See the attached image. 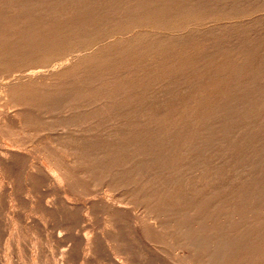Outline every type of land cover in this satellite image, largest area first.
Masks as SVG:
<instances>
[{
    "label": "rangeland",
    "instance_id": "374dc122",
    "mask_svg": "<svg viewBox=\"0 0 264 264\" xmlns=\"http://www.w3.org/2000/svg\"><path fill=\"white\" fill-rule=\"evenodd\" d=\"M0 61V97L15 104L0 105V264H264V0H0ZM77 116L91 140L72 165L9 127ZM112 123L123 162L80 175L84 160L116 156ZM216 244L228 259L208 254Z\"/></svg>",
    "mask_w": 264,
    "mask_h": 264
},
{
    "label": "bare ground",
    "instance_id": "6f19581e",
    "mask_svg": "<svg viewBox=\"0 0 264 264\" xmlns=\"http://www.w3.org/2000/svg\"><path fill=\"white\" fill-rule=\"evenodd\" d=\"M57 1V0H56ZM92 1H94V2H99V1H101V0H92ZM136 1V0H135ZM141 1V0H140ZM168 1V0H167ZM175 1V0H174ZM13 3V2H12ZM54 3V2H53ZM63 3H64V1H63ZM68 3V2H67ZM137 3V2H136ZM173 3V2H172ZM171 3V4H172ZM35 4V3H34ZM15 5H16V3H15ZM173 5V4H172ZM121 6V5H120ZM141 6V5H140ZM146 6V5H145ZM98 7H99V5H98ZM172 7V6H171ZM64 9V8H63ZM63 9H61L60 11H61V13H62V11H63ZM131 9V8H130ZM141 9V8H140ZM149 9H151V8H149ZM73 10V9H72ZM86 10V9H85ZM97 10V9H96ZM138 10V9H137ZM154 10V9H153ZM158 10V9H157ZM169 10V9H168ZM83 11V10H82ZM81 11V12H82ZM17 12V11H16ZM65 12V11H64ZM147 12V11H146ZM156 12H158V11H156ZM83 13V12H82ZM92 13V12H91ZM162 13V12H161ZM68 14V13H67ZM54 15H57V12H55L54 13ZM69 15V14H68ZM132 15V14H131ZM137 15H138V13H137ZM33 16V15H32ZM37 15H35V17H36ZM67 16V15H66ZM142 16V15H141ZM165 16V15H164ZM93 17V16H92ZM179 17V16H178ZM34 18V17H33ZM69 18V17H68ZM181 18V17H180ZM14 19V18H13ZM79 19V18H78ZM108 19V18H107ZM178 19V18H177ZM44 20V19H43ZM43 20H42V22H43ZM48 20V19H47ZM70 20V19H69ZM99 20V19H98ZM135 20V19H134ZM9 21H12L11 19L9 20ZM72 21V20H71ZM70 21V22H71ZM80 22H81V20H80ZM82 22H83V20H82ZM7 23V22H6ZM22 23V22H21ZM32 23V22H31ZM35 23V20H34V22H33V24ZM59 24H60V22H59ZM142 24V23H141ZM149 24H151V23H149ZM29 25V24H28ZM75 25V24H74ZM140 25V24H139ZM23 26V25H22ZM35 26V25H34ZM102 26H103V24H102ZM146 26V25H145ZM148 26V25H147ZM146 26V27H147ZM7 27V26H6ZM10 27H13V24H12V26H10ZM9 27V28H10ZM56 27V26H55ZM151 27H152V25H151ZM8 28V27H7ZM36 28V27H35ZM78 28V27H77ZM82 29V28H81ZM85 29V28H84ZM46 30V29H45ZM52 30V29H51ZM86 30V29H85ZM5 31V30H4ZM8 31V30H7ZM39 31V30H38ZM47 31V30H46ZM81 31V30H80ZM14 32V31H13ZM16 32V31H15ZM34 32V31H33ZM24 33V32H23ZM16 34V33H15ZM86 34V33H85ZM38 35V34H37ZM45 35H46V32H45ZM56 35V34H55ZM20 37V36H19ZM22 37V36H21ZM24 37V36H23ZM90 37H92V36H90ZM89 37V38H90ZM8 38V37H7ZM88 38V37H87ZM14 39V38H13ZM86 39V38H85ZM145 40V39H144ZM119 41V40H118ZM129 41H131V40H129ZM11 43V42H10ZM31 43H32V40H31ZM108 43V42H107ZM135 43V42H134ZM38 44V43H37ZM36 44V45H37ZM136 44V43H135ZM43 45V44H42ZM45 45V44H44ZM51 45V44H50ZM54 45V44H53ZM57 45V44H56ZM11 46V45H10ZM14 46H15V44H14ZM72 46V45H71ZM75 47H76V45H74ZM119 46V45H118ZM179 46V45H178ZM100 47V46H99ZM136 47V46H135ZM172 47V46H171ZM58 48V47H57ZM103 48V47H102ZM140 48V47H139ZM176 48V47H175ZM43 49V48H42ZM63 49V48H62ZM76 49H79V46H77L76 47ZM104 49V48H103ZM179 49H181V48H179ZM13 50V49H12ZM20 50V49H19ZM32 50V49H31ZM34 50V49H33ZM50 50V49H49ZM64 50V49H63ZM91 49H89V51H90ZM43 51V50H42ZM51 51V50H50ZM182 51V50H181ZM20 52V51H19ZM63 52V51H62ZM108 52V51H107ZM117 52V51H116ZM12 53H13V51H12ZM17 53V52H16ZM80 53V52H79ZM124 53V52H123ZM21 54V53H20ZM23 54H24V52H23ZM38 54V53H37ZM49 54V53H48ZM91 54V53H90ZM89 54V55H90ZM118 54V53H117ZM139 54H140V52H139ZM245 54V53H244ZM262 54V53H261ZM47 55V54H46ZM77 55V54H76ZM80 55V54H79ZM86 55V54H85ZM84 55V56H85ZM88 55V56H89ZM97 55V54H96ZM102 55V54H101ZM9 56V55H8ZM21 56V55H20ZM73 56V55H72ZM82 56V55H81ZM109 56V55H108ZM117 56V55H116ZM130 56V55H129ZM138 56V55H137ZM245 56H246V54H245ZM39 57H41V55L39 56ZM49 57V56H48ZM80 57V56H79ZM134 57H136V56H134ZM140 57H141V55H140ZM215 57V56H214ZM227 57V56H226ZM17 58V57H16ZM19 58V57H18ZM42 58V57H41ZM57 58V57H56ZM78 58V57H77ZM98 58H100V56L98 57ZM104 58V57H103ZM108 58V57H107ZM130 58V57H129ZM132 58V57H131ZM157 58V57H156ZM248 58H249V56H248ZM21 59V58H20ZM43 59V58H42ZM66 59V58H65ZM95 59V58H94ZM136 59H137V57H136ZM161 59H162V57H161ZM160 59V60H161ZM59 60V59H58ZM71 60V59H70ZM90 60V59H89ZM159 60V59H158ZM178 60V59H177ZM249 60V59H248ZM258 60V59H257ZM18 61V60H17ZM16 61V62H17ZM52 61V60H51ZM50 61V62H51ZM66 61V60H65ZM132 61V60H131ZM149 61H151V60H149ZM226 61V60H225ZM228 61H231V60H228ZM55 62V61H54ZM71 62V61H70ZM96 62V61H95ZM191 62V61H190ZM245 62V61H244ZM78 63V62H77ZM76 63V64H77ZM81 63V62H80ZM80 63H79V65H80ZM86 63V62H85ZM1 64H4L2 61H0V65ZM48 64V63H47ZM56 64V63H55ZM71 64H74V63H71ZM83 64V63H82ZM81 64V65H82ZM132 64V63H131ZM134 64V63H133ZM138 64H139V62H138ZM5 65H7V64H5ZM42 65V64H41ZM85 65V64H84ZM97 65V64H96ZM126 65H127V62H126ZM192 65V64H191ZM243 65V64H242ZM245 65V64H244ZM26 66H28L27 65V63H25V61H23V62H20L19 64H17V65H15L14 67H11V68H9L8 70H7V72H8V74H9V72L10 73H12V74H19L20 73V71L22 70V69H24V68H26ZM72 66V65H71ZM185 66V65H184ZM217 67H218V65H216ZM53 67V66H52ZM78 67V66H77ZM101 67V66H100ZM225 67V66H224ZM243 67V66H242ZM83 68V67H82ZM85 68V67H84ZM83 68V69H84ZM181 68V67H180ZM183 68V67H182ZM185 68V67H184ZM194 68H196V67H194ZM206 68V67H205ZM220 68V67H219ZM245 68V67H244ZM6 69V68H5ZM36 69V68H35ZM130 69V68H129ZM43 70V69H42ZM53 70V69H52ZM60 70H62V69H60ZM64 70V69H63ZM77 70H79L78 68H77ZM86 70V69H85ZM128 70V69H127ZM246 70V69H245ZM32 71H33V69H32ZM35 71V70H34ZM50 71V70H49ZM56 71V70H55ZM66 71V70H65ZM74 71V70H73ZM96 71V70H95ZM123 71V70H122ZM135 71V70H134ZM250 71V70H249ZM21 72H23V71H21ZM38 72V71H37ZM59 72V71H58ZM77 72V71H76ZM119 72V71H118ZM124 72H125V70H124ZM132 72H133V70H132ZM175 72V71H174ZM78 73V72H77ZM76 73V74H77ZM83 73V72H82ZM52 74V73H51ZM73 74V73H72ZM117 74V73H116ZM119 74V73H118ZM125 74V73H124ZM231 74V73H230ZM4 75V74H3ZM22 75V74H21ZM26 75V74H25ZM37 75V74H36ZM46 75V74H45ZM61 75V74H60ZM82 75V74H81ZM89 75V74H88ZM87 75V76H88ZM234 75V74H233ZM11 76V75H10ZM68 76H70V75H68ZM79 76V75H78ZM105 76V75H104ZM115 76V75H114ZM130 76V75H129ZM232 76V75H231ZM241 76V75H240ZM257 76H259V75H257ZM1 77H2V75H1ZM14 77V76H13ZM37 77V76H36ZM40 77V76H39ZM50 77V76H49ZM56 77V76H55ZM67 77V76H66ZM131 77V76H130ZM235 77H236V75H235ZM4 78V77H3ZM27 78V77H26ZM59 78V77H58ZM73 78V77H72ZM76 78V77H75ZM87 78V77H86ZM115 78V77H114ZM113 78V79H114ZM124 78H126V77H124ZM240 78V77H239ZM32 79V78H31ZM80 79V78H79ZM116 79H118V77L116 78ZM121 79V78H120ZM120 79H118V80H120ZM132 79H134V78H132ZM206 79V78H205ZM7 80V79H6ZM25 80V79H24ZM37 80V79H36ZM106 80V79H105ZM11 81V80H10ZM26 81V80H25ZM42 81V80H41ZM75 81V80H74ZM78 81V80H77ZM86 81V80H85ZM123 81V80H122ZM131 81V80H130ZM129 81V82H130ZM195 81V80H194ZM1 82H2V80H1ZM15 82V81H14ZM20 82V81H19ZM32 82V81H31ZM82 82V81H81ZM80 82V83H81ZM84 82V81H83ZM116 82H117V80H116ZM121 82V81H120ZM29 83V82H28ZM38 83V82H37ZM40 83V82H39ZM43 83V82H42ZM77 83V82H76ZM21 84H23V83H21ZM32 84H33V82H32ZM83 84V83H82ZM117 84V83H116ZM160 84V83H159ZM214 84V83H213ZM213 84H212V86H213ZM216 84V83H215ZM222 84V83H221ZM13 85V84H12ZM30 85V84H29ZM38 85V84H37ZM59 85V84H58ZM70 85V84H69ZM143 85V84H142ZM3 86V85H2ZM1 86V87H2ZM26 86V85H25ZM28 86V85H27ZM114 86V85H113ZM211 86V87H212ZM17 87V86H16ZM35 88H36V86H34ZM55 89H56V87H54ZM62 88V87H61ZM71 88V87H70ZM134 88V87H133ZM37 89V88H36ZM39 89V88H38ZM65 89V88H64ZM136 89V88H135ZM196 89V88H195ZM210 89V88H209ZM220 89V88H219ZM12 90H13V88H12ZM19 90V89H18ZM30 90V89H29ZM53 91H55L54 89H52ZM76 90H78V89H76ZM160 90V89H159ZM178 90H179V87H178ZM183 90V89H182ZM23 91V90H22ZM21 91V92H22ZM42 91H44V90H42ZM46 91V90H45ZM125 91V90H124ZM177 91V90H176ZM184 91H185V89H184ZM183 91V92H184ZM196 91V90H195ZM18 92V91H17ZM223 92V91H222ZM227 92V91H226ZM19 93V92H18ZM69 93V92H68ZM109 93H111V92H109ZM168 93V92H167ZM198 93H199V91H198ZM221 93V92H220ZM12 94V93H11ZM27 94V93H26ZM25 94V95H26ZM30 94V93H29ZM227 94V93H226ZM28 95V94H27ZM126 95V94H125ZM133 95V94H132ZM155 95V94H154ZM198 95V94H197ZM23 96V95H22ZM32 96H34L33 94H32ZM134 96V95H133ZM34 97H36V96H34ZM44 97H45V95H44ZM71 97V96H70ZM69 97V98H70ZM74 97V96H73ZM88 97V96H87ZM122 97V96H121ZM126 97V96H125ZM128 97V96H127ZM0 98H2V97H0ZM16 98V97H15ZM20 98V97H19ZM54 98V97H53ZM76 98V97H75ZM81 98V97H80ZM199 98H200V95H199ZM206 98V97H205ZM170 99V98H169ZM192 99V98H191ZM196 99V98H195ZM194 99V100H195ZM210 99V98H209ZM217 99V98H216ZM78 100V99H77ZM81 100V99H80ZM8 101H10V99H8V97H6V98H2L1 100H0V102H2V103H0V105H1V108L2 107H4V108H6V109H11V108H14L15 107V104H14V102L13 103H9ZM64 101H66V100H64ZM11 102V101H10ZM178 102V101H177ZM184 102V101H183ZM42 103V102H41ZM54 103V102H53ZM180 103V102H179ZM175 104H177L176 102H175ZM182 104V103H181ZM45 105V104H44ZM56 105H58V104H56ZM139 105V104H138ZM179 105V104H178ZM177 105V106H178ZM21 106V105H20ZM43 106V105H42ZM46 106V105H45ZM65 106V105H64ZM71 106V105H70ZM68 107L69 109L71 108V107ZM166 106V105H165ZM58 107V106H57ZM144 107V106H143ZM157 107V106H156ZM236 107V106H235ZM1 108H0V110H1ZM46 108H47V106H46ZM64 108V107H63ZM82 108H84V107H81V109ZM148 108V107H147ZM149 108H152V107H149ZM38 109V108H37ZM36 109V110H37ZM75 109V108H74ZM164 109H166V108H164ZM51 110V109H50ZM213 110V109H212ZM264 110V109H263ZM8 111V110H7ZM65 111V110H64ZM67 111V110H66ZM70 111V110H69ZM109 111H110V109H109ZM113 111V110H112ZM152 111V110H151ZM214 111V110H213ZM250 111V110H249ZM38 112V111H37ZM93 112V111H92ZM146 112V111H145ZM36 113V112H35ZM41 113V112H40ZM110 113V112H109ZM193 113V112H192ZM250 113V112H249ZM49 114V113H48ZM52 114V113H51ZM78 114V113H77ZM190 114V113H189ZM15 115V114H14ZM13 115V116H14ZM30 115V114H29ZM34 115V114H33ZM188 115V114H187ZM225 115V114H224ZM257 115V114H256ZM259 115V114H258ZM193 116V115H192ZM204 116V115H203ZM6 117V116H5ZM4 117V118H5ZM110 117V116H109ZM219 117V116H218ZM4 118H3V120H4ZM8 118V117H7ZM7 118H5V121H8L7 123H9V120H7ZM13 118H15V117H13ZM31 118V117H30ZM114 118V117H113ZM194 118V117H193ZM260 118V117H259ZM38 119V118H37ZM87 119V118H86ZM210 118H208V120H209ZM218 119V118H217ZM246 119V118H245ZM2 120V121H3ZM18 120H19V118H18ZM219 120V119H218ZM262 120V119H261ZM4 121V122H5ZM20 121H21V119H20ZM20 121H17V122H13V124H10L9 125V127L11 126V129H13V131L15 132V137H16V140H15V142L17 141V140H20L23 144H31V146L33 145V146H36V147H38V148H40L41 150H55L56 151V154H59V152H60V150H63L64 152H68V153H70V157H71V165H72V163L73 162H75V161H77V160H79V158L77 157V156H79L78 154H81V153H83L86 149H84L83 148V146L84 145H82L83 144V142L85 143V142H87L88 141V138L90 139L91 137H89V135L86 137L85 136V133L86 132H89V130H90V128H91V125H90V128L89 127H87V126H85V124H87V122L85 121V120H80V118L77 116L76 118H68V119H66V120H60V121H58V120H56L55 122H53L52 124H47V123H45V122H39V121H37V123H36V128L35 129H32L31 127H29V125L28 124H25V123H22V122H20ZM36 121V120H35ZM53 121V120H52ZM213 121V120H212ZM3 122V123H4ZM12 122V121H11ZM26 122V121H25ZM96 122V121H95ZM112 122V121H111ZM216 122V121H215ZM0 123H1V121H0ZM202 123V122H201ZM207 123V122H206ZM5 124V123H4ZM96 124V123H95ZM94 124V125H95ZM119 124V123H118ZM2 125V124H1ZM176 125H177V123H176ZM214 125V124H213ZM6 126V125H5ZM99 126V125H98ZM114 126V127H113ZM116 124H114V123H112L111 125H110V129L108 128V135H111V136H113V137H116L117 138V144L116 143H110V146H112V144H113V147L115 148V151H116V156L112 159L111 158V154L110 153H112V151H109V153L107 154V155H104L105 156V158L103 157V159H98V161H94V160H84V164L83 165H80V168L77 166V168H79V169H77V171H79V173H80V175L81 174H86V173H92V171L94 170V167L95 166H99V165H101V163H102V165L103 164H107L108 162H110L111 160H113V161H115L117 164H119L120 162L122 163L123 162V159H124V154H122L123 153V148L121 147V145H122V140H123V135L122 134H120L121 133V130H118L117 128H116ZM130 126V125H129ZM189 126V125H188ZM203 126V125H202ZM208 126H210V125H208ZM113 128H115V129H113ZM185 128V127H184ZM193 128V127H192ZM197 128V127H196ZM3 129V128H2ZM10 129V128H9ZM101 129H104V128H101ZM106 129V128H105ZM154 129V128H153ZM173 129V128H172ZM1 130V129H0ZM5 130V129H4ZM33 130H37L36 132H38V133H36L35 134V131H33ZM60 131L62 132V133H60ZM92 131V130H91ZM104 131V130H103ZM52 132H54L53 134H52ZM82 132H85V133H82ZM101 132V131H100ZM119 132V133H118ZM128 132V131H127ZM131 132V131H130ZM143 132V131H142ZM3 133V131L1 132V134ZM90 133V132H89ZM92 133V132H91ZM94 133V132H93ZM92 133V134H93ZM204 134H205V132H203ZM95 134V133H94ZM136 134V133H135ZM202 134V133H201ZM200 134V135H201ZM5 135V134H4ZM6 135H7V133H6ZM35 135V137L36 138H34L33 136ZM98 135H99V133H98ZM97 134H96V136H98ZM105 135V134H104ZM128 135V134H127ZM165 135V134H164ZM203 135V134H202ZM95 136V137H96ZM137 136H139V135H137ZM136 136V137H137ZM3 137V136H2ZM151 137H154V136H151ZM205 137V136H204ZM103 138V137H102ZM142 139V138H141ZM159 139V138H158ZM160 139H161V137H160ZM164 139V138H163ZM178 139V138H177ZM91 140V139H90ZM95 140H97V139H95ZM147 140V139H146ZM176 140V139H175ZM7 141V140H6ZM169 141V140H168ZM171 141V140H170ZM200 141V140H199ZM250 141H251V139H250ZM9 142V141H8ZM11 142V141H10ZM13 142H14V139H13ZM14 142V143H15ZM19 142V141H18ZM105 142V141H104ZM5 143V142H4ZM9 144V143H8ZM20 144V143H19ZM125 144V143H124ZM264 144V143H263ZM13 145V144H12ZM14 145H16V144H14ZM13 145V146H14ZM104 145V144H103ZM165 145V144H164ZM163 145V146H164ZM169 145V144H168ZM182 145V144H181ZM106 146H108V145H106ZM123 146V145H122ZM7 147V146H6ZM10 147V146H9ZM8 147V148H9ZM168 147V146H167ZM182 147V146H181ZM196 147V146H195ZM11 148V147H10ZM37 148V149H38ZM110 148V147H109ZM141 148H143V147H141ZM141 148H137V146H134V150H133V153H132V159H134V160H137V161H134V163H138L139 162V157H142V155H143V151L141 150ZM169 148V147H168ZM178 148H180V147H178ZM190 148V147H189ZM197 148H198V146H197ZM196 148V149H197ZM13 149V148H12ZM126 149V148H125ZM51 150V151H52ZM198 150V149H197ZM196 150V151H197ZM128 151V150H127ZM195 151V150H194ZM49 152V151H48ZM48 152H46L47 154H48ZM39 153H41V152H39ZM54 153V152H53ZM52 153V155H55V154H53ZM87 153V152H86ZM98 153V152H97ZM167 153V152H166ZM202 153V152H201ZM42 154V153H41ZM44 154V153H43ZM129 154V153H128ZM152 154V153H151ZM123 155V156H122ZM162 155H164V154H162ZM260 155V154H259ZM51 155H48V156H45V157H42V158H46V157H50ZM58 155H56V157H57ZM127 156V155H126ZM125 156V157H126ZM160 156V155H159ZM166 156V155H165ZM53 157V156H52ZM61 160H62V162H64L63 161V158L65 159L66 157H64V156H58ZM81 157V156H80ZM83 157H85V156H83ZM176 157V156H175ZM187 157V156H186ZM4 158V157H3ZM7 158V157H6ZM51 158V157H50ZM59 158H58V160H59ZM67 158H69V157H67ZM8 159H10V157L8 158ZM15 159V158H14ZM53 159H54V157H53ZM52 159V160H53ZM139 159V160H138ZM198 159V158H197ZM16 160V159H15ZM18 160H19V158H18ZM57 160V161H58ZM149 160V159H148ZM247 160V159H246ZM1 161V160H0ZM49 161H51V160H49ZM57 161H55L56 163H57ZM68 161H69V159H68ZM159 161L161 162V159H160V157H159ZM185 161V160H184ZM202 161V160H201ZM9 162H11V161H9ZM18 162V161H17ZM182 162V161H181ZM13 163H14V161H13ZM20 163V162H19ZM44 163V162H43ZM54 163V162H53ZM163 163V162H162ZM207 163V162H206ZM206 163L204 164V167H205V169H206ZM10 164H12V163H10ZM15 164V163H14ZM13 164V165H14ZM49 164V163H48ZM52 164V163H51ZM60 164H61V162H60ZM60 164H59V166H60ZM63 164V163H62ZM184 164V163H183ZM45 165V164H44ZM57 165H58V163H57ZM124 165V164H123ZM4 166H8V165H5L4 164ZM17 166V165H16ZM51 166V165H50ZM49 166V167H50ZM53 166H54V164H53ZM52 166V167H53ZM56 166V165H55ZM54 166V167H55ZM69 166V165H68ZM136 166V165H135ZM159 166H160V164H159ZM189 166V165H188ZM200 166V165H199ZM1 167V166H0ZM14 167H15V165H14ZM33 167V166H32ZM48 167V166H47ZM57 168H58V166H56ZM55 167V168H56ZM62 167V166H61ZM84 167V168H83ZM119 167V166H118ZM5 168V167H4ZM34 169H35V167H33ZM56 168V169H57ZM99 168H100V166H99ZM102 168V167H101ZM159 168V167H158ZM10 169H12L11 167H10ZM34 169H33V171H34ZM48 169H50V168H48ZM47 169V171H49ZM61 169V168H60ZM63 169V168H62ZM68 169V168H67ZM199 169V168H198ZM0 170H1V168H0ZM39 169H37V171H38ZM53 170V169H52ZM51 170V171H52ZM55 170V169H54ZM72 170V169H71ZM105 170H107V169H105ZM113 170V169H112ZM174 170V169H173ZM203 170V169H202ZM215 170V169H214ZM50 171V172H51ZM58 171V170H57ZM70 171V170H69ZM119 171H120V168H119ZM119 171L116 169H114L113 171H112V175H105L104 177H102L101 179L103 180V181H105V183H104V185H105V188L106 189H108V187L110 186V181H108V180H111V179H113V177L116 175V174H119ZM175 171V170H174ZM263 171V169H261V172ZM67 172H68V170H67ZM109 172H111V170L109 171ZM118 172V173H117ZM176 172V171H175ZM174 172V173H175ZM202 172V171H201ZM37 174V172L35 171L34 172V174ZM206 173V172H205ZM32 174V173H31ZM35 174V175H36ZM64 174V173H63ZM110 174V173H109ZM207 174V173H206ZM38 175L40 176V174L38 173ZM121 175V174H120ZM155 175V174H154ZM175 175H176V173H175ZM239 175V174H238ZM261 175H263L264 176V171H263V173H261ZM7 176V175H6ZM44 176V175H43ZM43 176H40L41 178H43ZM85 176V175H84ZM173 176V175H172ZM190 176V175H189ZM218 176V175H217ZM65 177V176H64ZM63 177V178H64ZM90 177V176H89ZM181 177V176H180ZM193 177V176H192ZM3 178H5V177H3ZM66 178V177H65ZM70 179H71V177H69ZM91 178V177H90ZM109 178V179H108ZM183 178V177H182ZM194 178V177H193ZM199 178H202V177H199ZM237 178V177H236ZM11 179V178H10ZM10 179L8 178V180H9V183H10ZM44 179V178H43ZM74 180V179H73ZM85 180V179H84ZM118 180V179H117ZM199 180H201V179H199ZM63 181V180H62ZM66 181H68V180H66ZM66 181H64V182H66ZM75 181V180H74ZM107 181V182H106ZM202 181V180H201ZM203 181H205V180H203ZM11 182H13V181H11ZM96 182V181H95ZM102 182V181H101ZM188 182V181H187ZM207 182V181H206ZM205 182V183H206ZM32 183V182H31ZM78 183V182H77ZM79 183H81V182H79ZM100 183V182H99ZM98 183V184H99ZM173 183H174V180H173ZM181 182H179V184H180ZM193 183V182H192ZM63 184V183H62ZM70 184H72V182L70 183ZM76 184V183H75ZM75 184H72L73 186L75 185ZM87 183H85V185H86ZM196 184V183H195ZM1 185V184H0ZM71 185V186H72ZM83 185V184H82ZM27 186V185H26ZM63 186V185H62ZM75 186H77V185H75ZM78 186H79V184H78ZM117 186V185H116ZM216 186V185H215ZM214 186V187H215ZM3 187V186H2ZM10 187V186H9ZM32 187H34L33 185H32ZM44 187V186H43ZM46 187V186H45ZM200 187V186H199ZM221 187V186H220ZM225 187V186H224ZM228 187V186H227ZM262 187H263V185H262ZM27 188H28V186H27ZM79 188V187H78ZM81 188V187H80ZM207 188V187H206ZM210 188V187H209ZM219 188V187H218ZM36 189V188H35ZM40 189V188H39ZM44 189V188H43ZM42 189V190H43ZM46 189H47V187H46ZM49 189V188H48ZM77 189V188H76ZM118 189V188H117ZM261 189V188H260ZM85 190V189H84ZM141 190V189H140ZM87 191V190H86ZM89 191V190H88ZM92 191V190H91ZM218 191V190H217ZM32 192V191H31ZM83 192V194H84V191H80V194ZM66 193V192H65ZM67 193H68V191H67ZM215 193V192H214ZM217 193V192H216ZM15 194V193H14ZM33 194V193H32ZM38 194V193H37ZM85 194H86V192H85ZM94 194V193H93ZM120 194V193H119ZM5 195V194H4ZM34 195V194H33ZM36 195V194H35ZM40 195V194H39ZM39 195H37V197L39 196ZM66 195V194H65ZM70 195V194H69ZM87 195V194H86ZM1 196V195H0ZM8 196V195H7ZM15 196V195H14ZM21 196V195H20ZM72 196V195H71ZM88 196V195H87ZM109 196V195H108ZM261 196V195H260ZM24 197V196H23ZM40 197V196H39ZM112 197V196H111ZM106 199V198H105ZM141 199H143V198H141ZM217 200V199H216ZM16 201V200H15ZM48 201V200H47ZM123 201V200H122ZM191 201V200H190ZM38 202V201H37ZM43 202V201H42ZM105 202V201H104ZM217 202H219V201H217ZM216 202V203H217ZM48 203H50V201L48 202ZM121 203V202H120ZM123 203V202H122ZM229 203V202H228ZM32 204V203H31ZM45 204H46V202H45ZM52 204V203H51ZM130 204V203H129ZM38 205V204H37ZM43 205V204H42ZM54 205V204H53ZM186 205V204H185ZM220 205V204H219ZM45 206H47V205H45ZM44 206V207H45ZM48 206H49V204H48ZM117 206V205H116ZM129 206V205H128ZM53 207V206H52ZM199 207H200V205H199ZM211 207V206H210ZM217 207V206H216ZM49 208V207H48ZM56 208V207H55ZM110 208V207H109ZM195 208V207H194ZM204 208V207H203ZM67 209H69V208H67ZM119 209V208H118ZM208 209V208H207ZM214 209H216V208H214ZM213 209V210H214ZM136 210V209H135ZM158 210V209H157ZM220 210V209H219ZM48 211V210H47ZM64 211V210H63ZM117 211V210H116ZM168 211V210H167ZM190 211V210H189ZM204 211V210H203ZM21 212V211H20ZM112 212H114V211H112ZM127 212V211H126ZM136 212V211H135ZM169 212V211H168ZM189 213V212H188ZM187 213V214H188ZM66 214V213H65ZM73 214V213H72ZM179 215H180V213H178ZM192 215H193V213H191ZM196 214H198L197 212H196ZM195 214V215H196ZM68 215V214H67ZM106 215H107V213H106ZM125 215H127V214H125ZM191 215V216H192ZM76 216V215H75ZM181 216H183V214L182 215H180V218H181ZM186 216V215H185ZM68 217V216H67ZM193 217V216H192ZM192 217H191V219H192ZM106 218H107V216H106ZM200 218H202V217H199V219ZM172 219V218H171ZM171 219H170V222H171ZM45 220V219H44ZM154 220V219H153ZM168 220V219H167ZM196 220V219H195ZM174 221V220H173ZM183 221V220H182ZM107 222V221H106ZM192 222V221H191ZM200 222V221H199ZM67 223H68V221H67ZM174 223V222H173ZM185 223H186V221H185ZM201 223V222H200ZM203 223V222H202ZM135 224V223H134ZM196 224V223H195ZM167 225V224H166ZM183 225V224H182ZM181 225V226H182ZM188 225H189V223H188ZM173 226V225H172ZM175 226V225H174ZM178 226H180V225H178ZM177 226V227H178ZM204 226V225H203ZM198 227V226H197ZM113 228V227H112ZM124 228V227H123ZM122 228V229H123ZM127 228V227H126ZM207 228H208V226H207ZM201 229V228H200ZM109 230V229H108ZM200 231V230H199ZM83 232H84V230H83ZM179 232H180V234H181V236L183 237V242H184V245H190L192 242H194V241H192L190 238H191V229L190 228H188L187 226H185V227H182V229H180L179 230ZM205 232V231H204ZM196 233V232H195ZM220 232H218V234H219ZM221 234V233H220ZM116 235H118V234H116ZM78 236V235H77ZM212 235H210V237H211ZM215 236H217V235H215ZM220 236V235H219ZM209 237V236H208ZM207 238V237H206ZM205 238V239H206ZM218 238V237H217ZM65 239H66V237H65ZM86 239V238H85ZM117 239V238H116ZM215 239V238H214ZM93 240V239H92ZM118 240V239H117ZM116 240V241H117ZM200 240V239H199ZM216 240V239H215ZM218 240V239H217ZM241 240V239H240ZM239 240V241H240ZM210 241V240H209ZM222 241V240H221ZM248 241H250V240H248ZM94 242H95V240H94ZM236 242V241H235ZM64 243V242H63ZM93 243V242H92ZM106 243V242H105ZM98 244V243H97ZM111 244V243H110ZM193 244V243H192ZM71 245V244H70ZM199 245V244H198ZM202 245V244H201ZM235 245V244H234ZM239 245V244H238ZM111 246H113V245H111ZM203 246V245H202ZM222 246V245H221ZM114 247V246H113ZM196 247V246H195ZM219 248H220V245L219 244H216L215 245V248H210V250H207L209 253L208 254H213V256L212 257H215V256H219L220 254H221V257H219V260H224V259H226V257H227V259H228V255L230 256V251L232 250V248L230 249L228 246H226V245H223V253H222V249H221V251L219 250ZM222 248V247H221ZM240 248V247H239ZM247 248V247H246ZM89 249V248H88ZM67 250V249H66ZM183 251V250H182ZM229 251V252H228ZM237 251V250H236ZM119 252V251H118ZM177 252V251H176ZM233 252V251H232ZM76 253V252H75ZM192 254V253H191ZM203 254V253H202ZM233 254V253H232ZM75 255V254H74ZM188 256V255H187ZM211 257V256H210ZM211 257V258H212ZM87 258V257H86ZM205 258V257H204ZM217 258V257H216ZM221 258V259H220ZM230 258V257H229ZM90 259V258H89ZM94 259V258H93ZM181 259V258H180ZM190 259V258H189ZM194 259V258H193ZM218 259V258H217ZM186 260V259H185ZM204 260V259H203ZM206 261V260H205ZM197 262V261H196ZM202 263V262H201ZM120 264V263H119ZM186 264V263H185ZM195 264V263H194ZM227 264V263H226Z\"/></svg>",
    "mask_w": 264,
    "mask_h": 264
}]
</instances>
